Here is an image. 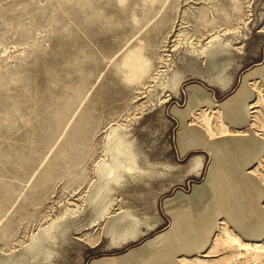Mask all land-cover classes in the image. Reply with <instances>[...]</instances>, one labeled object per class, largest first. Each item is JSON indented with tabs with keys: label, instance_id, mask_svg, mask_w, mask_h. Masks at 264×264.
<instances>
[{
	"label": "rangeland",
	"instance_id": "rangeland-1",
	"mask_svg": "<svg viewBox=\"0 0 264 264\" xmlns=\"http://www.w3.org/2000/svg\"><path fill=\"white\" fill-rule=\"evenodd\" d=\"M0 264H264V0H0Z\"/></svg>",
	"mask_w": 264,
	"mask_h": 264
},
{
	"label": "crops",
	"instance_id": "crops-1",
	"mask_svg": "<svg viewBox=\"0 0 264 264\" xmlns=\"http://www.w3.org/2000/svg\"><path fill=\"white\" fill-rule=\"evenodd\" d=\"M193 165H194V167L191 168V170H195V167H197V166H198V169H199V167H200V165H201V159H200V157H198V159H196V160L193 162Z\"/></svg>",
	"mask_w": 264,
	"mask_h": 264
},
{
	"label": "bare ground",
	"instance_id": "bare-ground-1",
	"mask_svg": "<svg viewBox=\"0 0 264 264\" xmlns=\"http://www.w3.org/2000/svg\"><path fill=\"white\" fill-rule=\"evenodd\" d=\"M250 107H251V105H250ZM237 134H239L240 135V133H237ZM228 236V235H227Z\"/></svg>",
	"mask_w": 264,
	"mask_h": 264
}]
</instances>
